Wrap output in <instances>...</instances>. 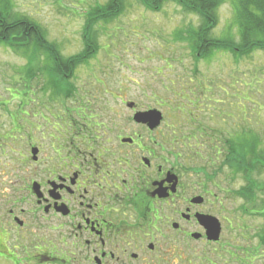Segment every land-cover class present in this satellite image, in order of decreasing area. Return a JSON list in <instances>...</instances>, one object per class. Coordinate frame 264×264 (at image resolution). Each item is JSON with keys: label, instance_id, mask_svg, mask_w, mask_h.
I'll list each match as a JSON object with an SVG mask.
<instances>
[{"label": "rangeland", "instance_id": "1", "mask_svg": "<svg viewBox=\"0 0 264 264\" xmlns=\"http://www.w3.org/2000/svg\"><path fill=\"white\" fill-rule=\"evenodd\" d=\"M109 1L0 0V10L7 4L10 16H26L45 29L47 39L57 48L60 68L66 67L64 62L69 63L67 75L75 88L59 89L49 84V63L34 48L17 51L0 44V138L8 131L11 119L24 125V120L34 116L45 117L34 120L52 118L53 122H43L54 124L51 130H55L58 121L54 115L81 114L86 108L92 110L88 114L99 107L106 110L110 106L105 102L110 98L105 94L107 89L123 87L129 98L140 100L157 94V101L170 102L165 106V115L180 135L175 138L176 144L192 151L188 165L193 169L194 190L198 193L200 182L208 189L204 196L209 201L208 209L223 228L224 252L215 264H264V217L249 213L264 207V193L258 191V186L264 184V171L258 173L250 164L254 200L249 201L243 191L251 184L234 165V157L242 158L248 151L244 141L256 137L255 150L264 149V51L243 58L213 52L194 59L192 46L179 41L177 34L189 29L197 32L203 23L199 16L185 13L172 1L156 10L158 6L151 9L150 4L140 0H125L119 17L93 28L89 38L90 46L97 49L94 58L75 66L72 59L79 58L87 46V11L96 6L103 9ZM216 14L217 22L209 36L239 42L233 0L222 4ZM195 101L204 109L197 113L201 117L198 123L188 117L196 111ZM201 127L216 130L218 138L201 135H205ZM193 128L201 129L199 136L190 137ZM166 129L170 130L168 126ZM23 134L17 133L16 137ZM9 158L2 144L1 216L10 209L27 208L5 198L10 193L15 196L18 189L7 183L14 181L6 173L13 166ZM6 165L10 167L6 169ZM190 246L199 251L193 255L194 263H206L201 253L205 245ZM179 247L185 253L184 246ZM208 251V258L213 260Z\"/></svg>", "mask_w": 264, "mask_h": 264}, {"label": "flooded vegetation", "instance_id": "2", "mask_svg": "<svg viewBox=\"0 0 264 264\" xmlns=\"http://www.w3.org/2000/svg\"><path fill=\"white\" fill-rule=\"evenodd\" d=\"M124 92L107 89L106 110L54 115L55 130L47 124L52 118L34 116L24 125L11 119L0 147L10 153L6 173L14 181L7 183L18 186V196L5 198L27 208L0 215V264H213L222 258L223 228L218 242L209 240L201 222L214 217L208 189L200 182L194 190L192 151L176 144L180 135L166 119L170 102ZM193 105L188 117L198 123L204 109L199 101ZM201 128V135L218 138L216 130ZM195 130L190 137L199 136ZM192 243L205 245L206 263H194L199 251Z\"/></svg>", "mask_w": 264, "mask_h": 264}, {"label": "trees", "instance_id": "3", "mask_svg": "<svg viewBox=\"0 0 264 264\" xmlns=\"http://www.w3.org/2000/svg\"><path fill=\"white\" fill-rule=\"evenodd\" d=\"M143 4L152 6H158L156 10H159L162 4L170 1L179 4L185 13L196 14L202 20L200 29L179 31L177 39L179 41L187 42L192 46V51L200 53L201 58L207 57L213 52H226L231 53L235 57L243 58L249 56L257 51H264V0H233L235 8V20L237 23L239 42H235L231 39H225L223 41L213 40L209 36V32L212 30L217 22V10L225 2L231 0H140ZM125 0H112L106 4V7L100 9V7H92L87 11V26L85 28V41L86 47L84 52L79 58L75 57L72 60L75 66L83 64L86 60H90L97 49L90 46L92 39L89 38L93 33V28H97L98 24L103 22H109L119 17L124 11ZM155 10V9H154ZM99 20L100 22H97ZM94 42V41H93ZM0 44H6L17 51H28L30 47L34 48L41 54H45L52 62L56 69L61 70L58 51L56 46L52 44L46 37L45 29L31 21L26 16H20L18 18L12 17L7 11V4H4L3 10H0ZM77 58V59H76ZM65 69L62 74L68 76V62L63 63ZM72 64V63H71ZM62 71V70H61ZM65 79H68L65 77ZM244 146L248 149L242 158L239 156L234 157V165L238 170L245 173L247 181L250 182L251 187L247 191H243L246 199L254 200V196L251 192L252 178L251 172L255 169L258 173L264 171V149L256 151L257 138L253 137L248 142L244 141ZM251 164V167H250ZM258 191L264 193V184L258 186ZM251 192V193H249ZM251 194V196H250ZM264 204V203H263ZM254 215L264 217V207L261 210H254Z\"/></svg>", "mask_w": 264, "mask_h": 264}, {"label": "water", "instance_id": "4", "mask_svg": "<svg viewBox=\"0 0 264 264\" xmlns=\"http://www.w3.org/2000/svg\"><path fill=\"white\" fill-rule=\"evenodd\" d=\"M154 122H156V125L160 122L159 116H154ZM201 222L208 229L209 240L214 242L219 241L222 228L218 219L214 217H201Z\"/></svg>", "mask_w": 264, "mask_h": 264}]
</instances>
